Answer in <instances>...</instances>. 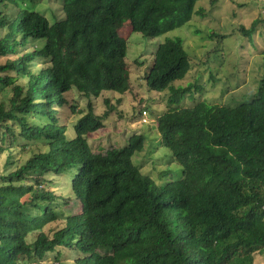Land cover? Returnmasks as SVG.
I'll return each mask as SVG.
<instances>
[{
	"label": "trees",
	"instance_id": "16d2710c",
	"mask_svg": "<svg viewBox=\"0 0 264 264\" xmlns=\"http://www.w3.org/2000/svg\"><path fill=\"white\" fill-rule=\"evenodd\" d=\"M59 1L64 35L75 52L70 63L60 59L46 17L17 9L9 18L0 12V60L17 56L0 62V89L12 86L8 104L0 102V155L10 153L0 174V264H50L46 258L60 248L81 254L75 264H254L255 254L264 251V79L253 98L237 106L172 108L201 87L173 89L191 69L189 54L179 39L158 46L146 86L170 92L172 106L158 117L157 128L181 168L178 183L193 198L196 214L188 221L177 185L158 187L133 163L141 135L104 152L93 151L89 138L116 109L106 99L108 110L97 115L92 98L119 83L124 94L130 88L123 71V27L157 38L202 14L195 9L201 0ZM262 25L264 13L241 32L251 37ZM31 40L46 43L26 51ZM37 61L47 65L33 73ZM19 77L28 79L25 85L15 83ZM74 89L89 102L69 141L57 116L64 94ZM143 111L139 108L138 121ZM37 117L49 123L28 122ZM16 144L24 151L37 146L38 152L9 172ZM72 167L79 168L72 193L82 212L49 235L44 229L57 220L52 205L61 198L42 186L41 175Z\"/></svg>",
	"mask_w": 264,
	"mask_h": 264
},
{
	"label": "rangeland",
	"instance_id": "374dc122",
	"mask_svg": "<svg viewBox=\"0 0 264 264\" xmlns=\"http://www.w3.org/2000/svg\"><path fill=\"white\" fill-rule=\"evenodd\" d=\"M17 9L46 17L53 32L52 43L60 59L68 63L75 59L74 48L64 35L65 15L61 1L0 0V12L7 17L16 15ZM195 9L202 11V14H194L190 23L157 38H146L134 33L129 25L123 27L120 31V36L126 42V65L123 71L129 77L130 88L124 94L123 84L119 83L117 87L109 86L112 89L104 91L99 98H92L97 115L108 110L104 102L106 99L116 109L110 114L104 127L89 138L93 151L104 152L112 147H123L130 143L131 137L141 135L143 142L141 138L137 141L142 149L136 152L133 163L143 175L152 177L158 187H163L164 184L177 185V191L184 200L181 207L187 211L188 221H194L196 214L193 198L186 193L184 185L179 184L182 178L181 168L175 164L171 153L163 147L157 128L158 117L172 106L169 104L170 92L150 91L146 86V76L153 65L158 46L167 38L179 39L189 54L191 69L183 80L172 85L173 89L185 88L190 84L201 87V90L193 89L191 96L187 95L172 108L185 109L200 103L237 106L249 102L264 79V26H260L251 37H245L241 32L242 28L250 29L264 13V0H201ZM213 34L216 37L211 36ZM45 43L44 40H31L26 51L42 48ZM15 59L17 56H11L1 59L0 62ZM45 65L47 64L37 61L31 66V71L36 73ZM27 80L19 77L15 83L25 85ZM11 97L12 86L0 89V102L8 104ZM64 99V105L58 109L57 119L58 124L66 129L67 139L71 141L76 135L75 124L81 117L80 113L87 111L89 100L75 89L65 93ZM118 100H121L120 104L117 103ZM139 108L147 112L145 120L138 121ZM28 122L32 125L49 123L47 119L40 117L28 118ZM41 141L46 144L45 140ZM11 148L15 164L9 166V172L23 165L34 152H38L37 146L26 151L17 144ZM46 149L44 146L40 151L45 152ZM8 155L10 153L7 152L0 155V174L6 170ZM78 170V167H72L60 175H41L40 180L44 183L42 186L51 189L61 198L52 205L56 210L57 220L44 229L49 235L61 229L67 218L82 212L81 203L72 193V181ZM169 187L172 188L171 185ZM34 237L30 234L28 241L32 242ZM80 257L81 254L74 249L60 248L56 253L48 255L45 262L57 264V258L59 263L75 264ZM254 264H264V251L255 254Z\"/></svg>",
	"mask_w": 264,
	"mask_h": 264
},
{
	"label": "built area",
	"instance_id": "2783aa9c",
	"mask_svg": "<svg viewBox=\"0 0 264 264\" xmlns=\"http://www.w3.org/2000/svg\"><path fill=\"white\" fill-rule=\"evenodd\" d=\"M147 115H148L147 112H146V111H143V113H142V117H143V118H142V119L145 120V118H147ZM149 124H150V123H149Z\"/></svg>",
	"mask_w": 264,
	"mask_h": 264
}]
</instances>
